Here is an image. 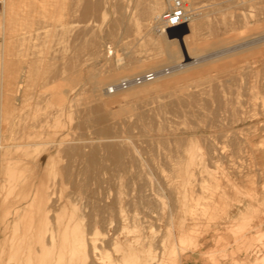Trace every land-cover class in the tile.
<instances>
[{
  "label": "rangeland",
  "instance_id": "obj_1",
  "mask_svg": "<svg viewBox=\"0 0 264 264\" xmlns=\"http://www.w3.org/2000/svg\"><path fill=\"white\" fill-rule=\"evenodd\" d=\"M157 1L0 0V264L37 229L41 177L51 264H71V216L101 233L78 264H264V0H187L168 34Z\"/></svg>",
  "mask_w": 264,
  "mask_h": 264
},
{
  "label": "bare ground",
  "instance_id": "obj_2",
  "mask_svg": "<svg viewBox=\"0 0 264 264\" xmlns=\"http://www.w3.org/2000/svg\"><path fill=\"white\" fill-rule=\"evenodd\" d=\"M187 1V0H186ZM158 2V1H157ZM161 2L162 1H159L157 4V6H156V14L157 15H159L160 16V14H159V11L158 10H161L160 9V6L162 7V5H161ZM163 4V3H162ZM195 19V18H194ZM157 20H158V18H157ZM193 20V18L188 22V24L191 22ZM203 21V20H202ZM201 20H200V22H202ZM194 22V21H193ZM195 22H198L199 23V21H195ZM194 22V23H195ZM196 24V23H195ZM194 25V24H193ZM157 26V25H156ZM184 27H185V25H183ZM188 26V25H187ZM195 26H197V25H195ZM208 26V25H207ZM183 27V28H184ZM198 27V26H197ZM182 28V27H181ZM201 28V27H200ZM191 30H193V33H194V31H196V28H195V30L194 29H191ZM197 30H199V29H197ZM201 30V29H200ZM190 31V30H189ZM202 31V30H201ZM162 32H165V33H167L168 34V32H166V30H162ZM174 33V32H173ZM197 33V32H196ZM195 34V33H194ZM191 35V34H190ZM186 36V35H185ZM184 39H186V38H184ZM185 41V40H184ZM188 42V41H187ZM199 43V42H198ZM190 44V43H189ZM194 44V43H193ZM191 45H192V43H191ZM196 45V44H195ZM198 45V44H197ZM175 53L177 54L179 51L175 48ZM207 53V52H206ZM38 61V60H37ZM45 60H43V62H44ZM134 61V60H133ZM40 62V61H39ZM36 63V62H35ZM41 65H42V63H41ZM27 66V65H26ZM30 66V65H29ZM38 68H39V66H38ZM44 68V67H43ZM72 68V67H71ZM34 70V69H33ZM158 70V69H157ZM97 71V70H96ZM35 72V71H34ZM31 73H33V72H31ZM29 76V75H28ZM26 77H27V74H26V72L24 71L23 72V70H22V72H20V70H18L16 67L13 69V70H10L9 71V74H8V76H7V83H8V85H10V87L11 88H18L17 90H21L22 89V87L24 86V83H25V81H26ZM32 77V76H31ZM104 77V76H103ZM33 80V79H32ZM15 91V90H14ZM16 92V91H15ZM91 98V97H90ZM87 102V101H86ZM98 102V101H97ZM50 115V114H49ZM46 123V122H45ZM45 123H43V126H44V124ZM50 123V122H49ZM46 126V125H45ZM32 127H36V126H32ZM41 127V126H40ZM37 128V127H36ZM34 130V129H33ZM30 132H32V131H30ZM29 133V132H28ZM37 133H39V132H37ZM37 133H35L34 132V134L35 135H38ZM31 135V134H30ZM4 137V136H3ZM3 139V138H2ZM1 141V140H0ZM74 141H75V139H74ZM195 145V144H194ZM197 146H199V145H197ZM78 147V146H77ZM194 147V146H193ZM49 149L50 148H45V149H41L42 151H38L37 152V155H36V157H37V161H38V163H39V168L41 169V170H44V169H46V167L51 163L52 164V157H53V154L51 153V151H49ZM192 149V148H191ZM200 150V149H199ZM191 151V150H190ZM197 151V150H196ZM201 151V150H200ZM185 152H186V150H185ZM198 152V151H197ZM213 153V152H212ZM192 154V153H191ZM209 154V153H208ZM193 155V154H192ZM211 156H213V155H211ZM195 157V156H194ZM197 157V156H196ZM196 157H195V160H196ZM200 157V156H199ZM203 157V156H202ZM202 157H201V159H202ZM190 158V157H189ZM198 158V157H197ZM180 159V158H179ZM185 159V158H184ZM175 160V159H174ZM190 160V159H189ZM193 160V159H192ZM194 160V161H195ZM197 160H199V159H197ZM204 160V159H203ZM181 161V160H180ZM200 161V160H199ZM214 161V160H213ZM178 162V161H177ZM203 162V161H202ZM10 163V161L8 160V164ZM187 163V162H186ZM194 163V162H193ZM195 163H198V162H196L195 161ZM194 163V164H195ZM201 163V162H200ZM177 164V163H176ZM209 164V163H208ZM6 165V164H5ZM178 165V164H177ZM187 165H189L188 163H187ZM199 165V164H198ZM202 165V164H201ZM8 166V165H7ZM202 167V166H201ZM9 168V167H8ZM5 169H6V166H5ZM181 169V168H180ZM14 171H15V169H14ZM187 172V171H186ZM173 173V172H172ZM40 174V173H39ZM194 175V174H193ZM14 176V175H13ZM181 176V175H180ZM187 176V175H186ZM191 176H192V174H191ZM193 177V176H192ZM16 178V177H15ZM40 178V177H39ZM187 178V177H186ZM185 178V179H186ZM40 181L38 182V184L36 185V189L34 190V198H35V200L36 201H38L39 200V204H37V205H39V206H37V211H38V218H39V220H37V221H39L38 222V224L36 225L37 226V229H36V227H35V231H34V225H33V223H31V225H30V227L29 228H27V229H25L23 232L22 231H19V230H17V237H16V240H15V244H14V246L12 247V250H11V259L14 261L13 263H9V264H51V262H52V260H53V258L51 259V258H49L50 256H48L49 255V253H48V255L47 256H45L44 258H42L43 257V255H42V257H40L39 256V252H41L42 254L44 253L45 254V251H46V249H48L47 247H48V244H52V242L54 241V235L52 234L51 236H49L51 233H49V235L47 236V229H49V228H47L46 226H47V224H46V220H45V218L46 217H49V216H46V214H47V211H48V208H47V206H46V199L48 198L49 199V201H50V195H51V187H50V182H49V184L48 183H46L45 182V180L43 179V177H41V179H39ZM199 180V179H198ZM200 182V181H199ZM149 183V182H148ZM150 184V183H149ZM200 184V183H199ZM2 185V184H1ZM20 185V184H19ZM14 186V185H13ZM16 186H18V185H16ZM195 186V185H194ZM161 188V187H160ZM195 188V187H194ZM32 190V189H31ZM201 191V190H200ZM33 192V191H32ZM30 193V192H29ZM29 193H28V195H29ZM201 194V193H200ZM118 197V196H117ZM119 198V197H118ZM46 200V201H45ZM35 201V202H36ZM33 202H34V200H33ZM46 203V204H45ZM200 204V203H199ZM31 205H34V204H31ZM21 208L22 209H27L28 208V205L27 204H25V206L24 205H21V207L20 208H18L17 210H16V215L17 216H21ZM118 213H120V212H118ZM122 213V212H121ZM74 214V213H73ZM77 215V214H76ZM75 215V216H76ZM93 215V214H92ZM82 215H80L79 217H81ZM120 216V215H119ZM72 217L73 216H71L70 217V219L71 220H69V222L67 223V225H66V229H65V237L64 238H67V240L65 239V241L67 242V241H69V239L68 238H70L71 240H70V245H71V248H70V250L72 251V256H69L70 257V259H71V264H78V263H75L77 260H78V262L80 261L79 259L80 258H83V256H84V259H85V257H86V254H84V253H86V252H83L84 251V246H85V243H86V238H85V236L86 235H81V233L80 232H78V231H76V226H77V228H78V224L80 223H78V221H77V223H75V224H73L72 223ZM122 217V216H121ZM74 218V217H73ZM121 219V218H120ZM75 220V219H74ZM77 220V219H76ZM81 220V219H80ZM118 220V219H117ZM48 221V220H47ZM83 221V220H82ZM121 221V220H120ZM198 221V220H197ZM76 222V221H75ZM136 222V221H135ZM84 223H82V225H83ZM94 224V223H93ZM82 225H81V227H82ZM97 227V226H96ZM69 228H72V230H73V233L71 234L72 236L71 237H69L70 235H68V230H69ZM80 228V227H79ZM71 230V231H72ZM85 232H87L86 230H84ZM96 231V233H92V234H94V236H90L89 237V240H87V242H88V244H90L91 243V247H89V245H88V247L89 248H87V245H86V247L85 248H87V250L89 249L90 250V248L92 249V251H93V253L94 252H96L97 250H99L98 248H100V246H98V244H97V240H98V238H97V236L96 235H100V234H97V230H95ZM91 232V231H90ZM89 232V233H90ZM87 234V233H86ZM91 234V235H92ZM90 235V234H89ZM88 235V236H89ZM87 236V237H88ZM51 241V243H49L48 241ZM65 241L63 240V242H64V244H65ZM90 241V242H89ZM100 241V240H99ZM99 243V242H98ZM100 244V243H99ZM55 245V244H54ZM53 245V246H54ZM67 245V244H66ZM49 247H51V246H49ZM55 247V246H54ZM62 248V247H61ZM52 249V248H51ZM64 249V248H63ZM63 249H61V250H63ZM102 249V248H101ZM131 250V249H130ZM85 251H86V249H85ZM150 251V250H149ZM252 251V250H251ZM61 252V251H60ZM62 252H65V251H62ZM99 252H100V250H99ZM99 252H97V253H99ZM46 253H47V251H46ZM88 253H89V251H88ZM92 253V252H91ZM92 253V254H93ZM56 254V253H55ZM55 254H53V255H55ZM80 254H81V256H80ZM154 254V253H153ZM46 255V254H45ZM58 255V254H57ZM91 255V254H90ZM90 255H88V256H90ZM98 255V254H97ZM52 256V255H51ZM59 256H60V254H59ZM59 256H56V258H58ZM61 256L62 257H64V254H62L61 253ZM92 256V255H91ZM90 256V257H91ZM132 256V255H131ZM48 257V259H46ZM53 257V256H52ZM88 258V257H87ZM134 258V257H133ZM154 258H156V255L155 256H152V253L151 252H149L148 254H147V256L146 257H144V260H145V264H151L152 263V261H154L153 259ZM62 258L61 257H59V260H57V264H58V262L61 260ZM84 259H82V260H84ZM157 259V258H156ZM82 260H81V263H82ZM55 261V260H54ZM64 262L66 261V260H63ZM70 261V260H69ZM86 261V260H85ZM158 260H156L155 262H157ZM88 262V261H87ZM133 264H142V262H141V257L140 258H134V260H132L131 261ZM53 263V262H52ZM61 263V262H60ZM59 263V264H60ZM80 263V264H81ZM83 263H84V261H83ZM154 263V262H153ZM152 263V264H153ZM86 264V263H85ZM90 264H91V262H90Z\"/></svg>",
  "mask_w": 264,
  "mask_h": 264
},
{
  "label": "built area",
  "instance_id": "obj_3",
  "mask_svg": "<svg viewBox=\"0 0 264 264\" xmlns=\"http://www.w3.org/2000/svg\"><path fill=\"white\" fill-rule=\"evenodd\" d=\"M168 8L160 14L158 17V24L163 30H170L173 28H179L183 25L188 24V22L193 18L194 13L186 0H168ZM169 68L165 69L166 73H169ZM158 72H146L141 75L132 76L130 78H125L121 80L114 87L110 88L112 92L115 89H125L132 84H142L147 81H152L156 79Z\"/></svg>",
  "mask_w": 264,
  "mask_h": 264
}]
</instances>
